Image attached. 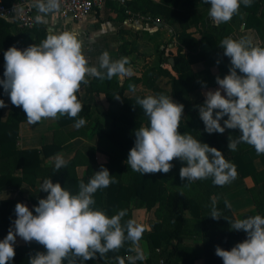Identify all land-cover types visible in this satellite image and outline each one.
Segmentation results:
<instances>
[{"label":"clouds","instance_id":"1","mask_svg":"<svg viewBox=\"0 0 264 264\" xmlns=\"http://www.w3.org/2000/svg\"><path fill=\"white\" fill-rule=\"evenodd\" d=\"M210 4L209 17L213 24L230 21L238 14L241 5L250 7L252 0H203ZM38 24H53L61 15V0H35ZM18 16L23 9L14 7ZM223 55L230 58L229 73L216 77L219 87L205 92L203 105H198L199 116L209 134H223L226 129L239 130L238 136H229L228 149L236 151L241 143L254 147L257 154H264V47L256 46L248 37L234 39L225 37L220 46ZM5 71L0 85L9 95L11 103L21 107L27 122L36 125L44 119L62 116L78 117L83 102L77 93L89 78L111 80L131 74V58L113 59L108 51L99 56L98 64H89L84 50V40L72 30L54 31L39 44L25 49L10 47L4 53ZM219 63V61H217ZM122 100L119 94L114 96ZM136 104L148 117L149 125L134 131L135 144L126 163L134 172L145 174L168 173L172 163L179 158L186 162L180 169V179L191 184L211 178L216 186L231 183L237 177V168L226 160L215 147L202 143L190 133L179 131L185 105L163 93L137 98ZM6 107L0 99V108ZM227 117V119H224ZM223 121V125L221 124ZM86 124L84 118L76 120L75 127ZM55 170L66 167L62 154L53 157ZM115 176L106 167H101L88 183L79 182L73 193L52 178L45 179L41 198L34 211L25 203L15 206L16 219L7 236L0 240V264H9L16 255L17 237L26 243L37 242L46 251L29 256V264H84L98 255L104 257L110 251H118L129 243L131 264L143 260L139 242L147 229L135 219L122 223L128 215L120 209L109 216L104 209L96 208L94 194L116 183ZM226 207L231 204L225 201ZM35 213V214H34ZM210 217L219 220L222 216L215 206ZM226 219L231 230L244 231L247 238L231 250L217 246L215 254L224 264H264V216L254 215L243 219ZM119 264L124 261L117 258Z\"/></svg>","mask_w":264,"mask_h":264},{"label":"trees","instance_id":"2","mask_svg":"<svg viewBox=\"0 0 264 264\" xmlns=\"http://www.w3.org/2000/svg\"><path fill=\"white\" fill-rule=\"evenodd\" d=\"M108 5L122 19L129 18L126 14L127 10L132 13L140 12L155 18L159 17L165 24H177L180 32L175 35L176 53L171 54L174 64L170 65L174 74L163 70L160 66H154L149 70L150 75L147 80L144 81L141 78L133 81L127 80L123 87L120 86L121 82L118 77H113L111 80L92 78L88 83V93L103 92L109 101L114 99L116 94L122 98L120 100L121 112H109L108 114L112 120L110 128L106 130L104 125L97 120L92 132L93 136H99L100 147L105 148L110 157L109 163L104 167L109 169L110 174L114 175L117 181L107 188L99 189L94 194L95 207L106 210L109 216L114 215L120 209H127L128 215L123 218L122 223L133 219L135 205L138 208L153 211L154 216L160 222L155 224L152 231H145L141 239L146 241L149 247V258L146 264H159L161 260L169 264L167 258H162L164 252L161 254L159 250L170 246H181L186 239L201 241L198 247L189 248L187 255L197 256V259H202L204 264H224L222 258L215 254L216 247L231 250L237 243L243 242L247 234L242 230H231L229 222L223 218L236 220L231 208L226 207L222 188L237 179L252 178L255 187H260V189L259 191L251 190V194L259 215L264 216V168L258 170L253 160L246 157L249 151H255L254 147L241 143L236 151H230L228 149L229 136H238L240 134L238 129H226L223 134H209L205 131V125L200 117L189 115L186 117L184 109L179 129L181 134L190 133L202 143H207L220 150L226 160L236 166V179L224 186L214 185L211 178L187 184V180L182 181L179 175L181 167L186 166V162L179 158L172 162L174 167L170 172L143 176L141 173L132 171L126 160L135 144L134 131L141 126L149 125L148 117L136 104V100L138 97L144 98L152 94L127 98L124 97V92L127 88L134 91L139 83L148 85L156 70H161L169 78L173 100L185 105L188 95L198 90L219 86L216 83V77L223 78L229 73L230 58L223 55V49L219 46L220 42L225 37L231 36L235 30L229 21L218 26L205 24L206 15L203 12L204 8L210 4L203 3V0H175L171 6L155 0H130L125 6L110 1ZM240 9L246 15L245 28L255 29L259 34H263L264 0H252L250 7L241 5ZM14 24L15 22L0 18V53H5L12 46L25 49L31 44H39L46 38V32L41 30L39 24L33 29L19 28L17 35H12L10 29ZM201 24L204 28H200ZM159 35L160 33L150 34L149 40L154 41L155 36ZM134 52L131 41H123L118 48V59L124 56L131 58ZM199 63H203L204 70L195 73L192 66ZM131 64H133L132 58ZM214 67L217 68L216 72L213 71ZM4 71L5 67L0 68V79L4 78ZM77 95L80 99L79 93ZM0 99L5 102L3 95H0ZM2 116L3 108H0V170L2 171L0 192L9 186L21 187L23 183L35 186L37 179H41L43 183L45 179L52 178L54 183L59 182L75 193L78 191L80 181L88 183L94 176L97 148L91 147L88 154L77 152L75 157L67 162L66 167L57 172L55 166H44V162L62 151V133L55 132V141L41 149H19L17 144L20 125L27 122L26 113L22 106L13 105L6 121ZM93 116L91 103H83V110L78 117L62 116L57 118V123L63 128L76 123L79 118H84L88 123ZM259 155L264 156V154ZM78 166L86 168L82 178H79L76 173ZM17 169L21 171L20 177L14 176ZM26 201L30 203L31 210L34 211L39 199L28 197ZM213 201L223 216L219 220L210 217ZM17 203L20 202L0 201V213L4 209H10L0 219V237L2 231L10 228L16 219L15 206ZM173 241L176 244H173ZM129 247L130 244L125 243L124 247L118 251H110L104 257L98 255V259L85 261L84 264L115 263L119 261L118 257L126 259L134 253L129 252ZM15 250L16 255L9 264H29L30 255L38 251H46L44 246L37 242L15 246ZM64 264H67V261H64Z\"/></svg>","mask_w":264,"mask_h":264},{"label":"crops","instance_id":"3","mask_svg":"<svg viewBox=\"0 0 264 264\" xmlns=\"http://www.w3.org/2000/svg\"><path fill=\"white\" fill-rule=\"evenodd\" d=\"M155 1L162 2L170 6L173 5L174 2V0H155ZM11 2L12 0H9V3ZM238 14L242 20L241 24H239V21L234 20V17L232 18L233 20L231 19V21H229L230 24L235 29L233 36L237 39L240 37H248L249 39H251L254 45L264 47V33L259 34L255 29H246L244 25V19L246 16L244 11L240 9V12ZM36 15H37V10L35 12V16ZM120 18L121 17L117 15V13L112 9V7L108 5L107 2L104 9L100 10L97 8L95 12L90 17L86 18L84 21L74 22L71 19L62 20L59 18L58 22L55 25L39 24L38 26H40L41 30H45L46 36L48 34L49 28L53 29L54 31H62L63 28L65 27L72 28V31L79 33L81 38L84 40V50L88 58L89 64L95 66L98 64L99 56L104 51H108L114 60L118 59L119 46L123 41H130L129 39L126 38L122 39L123 38L122 35L123 36L127 35L129 32H132V30L139 29V23L129 24L128 18H125V20L123 19L124 26L126 28L124 29L118 28L117 24L119 21L118 19ZM8 22H13V21L8 20ZM171 27L172 26H169L168 24L161 23L156 25L155 30L153 29L151 30V32L152 34L153 33L162 34L164 32L163 35L169 38L171 34L176 35L177 32L179 31L177 26L173 30L171 29ZM19 28L20 27L15 23L13 27H11L10 29L11 34L17 35ZM4 65H5L4 52H1L0 68L4 67ZM162 69L166 70L164 68ZM192 69L195 73H198L204 70V65L202 63H199L193 65ZM168 71L173 73L172 69ZM213 71L216 72L217 68L214 67ZM152 76L159 77L158 83L148 84V85L138 84L134 91H132L131 88H127L124 92V97L131 98L136 95H142L140 94V92L144 89V87L147 90H149L152 95H158L163 93L165 95L171 96L170 84H166L164 82V79L166 77L168 78V76L161 70H156V73ZM91 80L92 78L90 77L89 81ZM127 80H129V78H125V80L123 78L122 79L120 78V82H121L120 86L121 87L125 86ZM87 86L88 84L83 85L78 93L83 103L85 104L91 103L92 105V111L94 112V116L91 121H89L80 128H76L75 123H72L62 128L58 125L57 119H52V118L44 119L41 122L37 123L36 125H31L28 122L21 123L20 133L18 137V144H17L18 148L41 149L46 145L52 144L55 141V132L60 131L62 133L61 142L63 141V144H62V151L59 154H62L67 162H69L72 158H74L77 152L88 154L89 149L91 147H94L97 148V152L95 153L94 174L96 171H99L102 166L104 167L105 165H107L110 160L107 150L105 148L100 147L101 145H100L99 136L98 135L93 136L92 132L93 129L95 128V124L97 120L104 125L106 130L110 128L112 120L108 114L109 112L120 113L121 101L116 99H112L111 101H109L106 94H104L103 92L88 93ZM218 87L219 86L209 89H202L196 91L194 94L193 93L190 94L189 96L191 97L192 95L195 94H199V95L201 94L202 96L205 97V92H207L208 90H215ZM0 95H3L5 97L6 107L3 108L2 118L4 121H6V119L9 117V114L12 111L13 104L11 103L9 95L4 92L2 85H0ZM53 157L46 159L44 162V166L47 167L55 166V161ZM246 157L253 160L258 170H262L264 168V156H260L259 154L256 153V151L254 150L249 151ZM85 170L86 168L84 166H78L76 168V173L79 178H82L84 176ZM1 172L2 171L0 170V174ZM21 175H22L21 171L18 169L14 173V176L17 177H20ZM41 185H42L41 179H37L35 186H32L28 183H23L21 187H13V186L6 187L5 189H3V191L0 192V201L14 200L17 202H22L25 203L31 210L32 206L30 205V203L26 201L28 197L41 199V198H46L47 196L45 193L41 192ZM253 189L259 191L260 187H255L253 179L250 177L245 179H237L235 182L229 184L227 187L224 188L223 195L226 201L230 202L231 210L236 219H238L237 217L238 213L235 211L236 207L239 208V219L240 216H245L249 214L251 216L259 215L256 204L253 200V196L251 194V190ZM236 198L239 199V202L235 206L236 203L234 200H236ZM136 208H133V219H135L138 224H141L140 221L144 217V214L137 215L139 210L140 209L142 210V208H138V207ZM137 210L138 212H136ZM7 211H10V209H4L2 213H0V219ZM152 214L151 212L148 213V216L146 218L147 221L144 224H142L147 229H150L147 231H152L154 229L155 224L160 222L156 219L155 216L154 218H150ZM8 231L9 228L4 229L2 231L0 240H3L7 236ZM21 240L23 239L17 237V242L15 246L27 244L25 241H23V243H19ZM173 244H176V242L173 241ZM200 244L201 241L186 239L184 240L183 245L178 247L170 246L167 248L166 247L161 248L159 250V253L162 254L164 252V256L162 258H167L169 264H204L202 259H197V256L193 257L187 255V252L189 253V248H192L193 246L194 248L198 247ZM139 248L142 254L144 255V259L137 260L135 264H146L149 258V247L147 242L141 240L139 242ZM135 255L136 253L134 252L133 255H131L130 257H133ZM130 257L126 259H122L124 261V264L131 263L129 259ZM95 259H98V257H96ZM185 261L186 263H184ZM108 264H119V261Z\"/></svg>","mask_w":264,"mask_h":264},{"label":"rangeland","instance_id":"4","mask_svg":"<svg viewBox=\"0 0 264 264\" xmlns=\"http://www.w3.org/2000/svg\"><path fill=\"white\" fill-rule=\"evenodd\" d=\"M209 8H210V5H208L204 8L203 13L206 15L205 24L207 22H208V24H213V22L211 21L209 15H208ZM133 13L138 14L140 16H148V15L140 13V12H133ZM149 16H151V15H149ZM233 17H234V20L239 21V24H241L242 20H241V17L239 16V14H236ZM151 18H152L151 21L149 19L148 20H146V19L141 20L140 19L138 22L139 23V29L138 30H132V32H129L127 35H124V36L122 35L123 38L121 37L122 39H125V38L129 39L132 43V46L134 47V50H135L134 54L131 56V58L133 60V64L129 66L131 68V74L123 77L124 80H125V78H129V80L133 81L136 78H141V80L145 81L149 78V75H150L149 70L151 68H153L154 66H160L161 68H164L166 70L171 69V65H170L171 62L170 61H171V59H173L171 57V54L176 53L177 44H174V50L173 51H170L168 46H169V44H171V42H173V43L176 42L175 41V34L174 35L171 34V36H169V38H168L165 35H163L164 34V32H163L159 36H155L154 41H150L149 35L152 34L151 30H153V29L155 30L153 20L160 19L161 23L162 24L164 23L163 20L159 17L155 18V17L151 16ZM118 20L119 21H118L117 27L122 28V29L126 28L124 26L123 19L120 18ZM244 22H245V19H244ZM168 25L172 26L171 27L172 30L177 26L178 30H179L177 33L180 32L179 25H177V24H168ZM199 26H200V28H204L203 24H201ZM65 29L72 30V28H70V27L63 28V30H65ZM176 30H177V28H176ZM153 32H155V31H153ZM232 36H233V34L231 35V37ZM233 38L237 39L234 36H233ZM168 80L169 79L166 77L164 79V82L166 84H169ZM158 81H159V77L155 76L152 78V81L149 84H156V83H158ZM139 84H144V83H139ZM140 94H142V95L151 94V92L144 87V89L140 92ZM204 101H205V97L202 96L201 94L200 95L195 94V95H192L191 97L188 95L186 97V101H185V113H186L185 115H186V117L188 115L192 116V117H200L199 116V109L196 106L203 105ZM221 124L223 125L222 121H221ZM227 186L228 185L224 186L222 188V191ZM234 201L236 203L235 204V206H236L237 203L239 202V199L236 198V200H234ZM136 207L137 206L135 205L133 208H136ZM235 211L238 213L237 217L239 219V208L236 207ZM136 212H138V210ZM150 212L152 214V211H149L146 208H142V210L141 209L139 210L137 215L144 214V217L140 221L141 224H144L147 221L146 218L148 216V213H150ZM248 216H251V215L249 214V215H245V216H240V219L246 218ZM150 218H154V215L152 214L150 216ZM137 219H138V217H137ZM19 243H23V240H21Z\"/></svg>","mask_w":264,"mask_h":264},{"label":"built area","instance_id":"5","mask_svg":"<svg viewBox=\"0 0 264 264\" xmlns=\"http://www.w3.org/2000/svg\"><path fill=\"white\" fill-rule=\"evenodd\" d=\"M109 1L115 2L120 6H125L130 0H61V15L59 18L62 20L71 19L74 22L84 21L97 8L100 10L104 9L106 3ZM34 3V0H12L11 3H9V0H0V18L13 21L22 29H33L37 25ZM15 6L23 9L21 15L18 16L17 12L14 11ZM126 14L129 15V24H136L140 19H149L150 21L152 19L151 16L133 14L130 10H127ZM153 24L156 28V25L161 24V20H153ZM174 44H177V42L171 43L168 46L170 51L174 50ZM159 264H166V262L165 260H161Z\"/></svg>","mask_w":264,"mask_h":264},{"label":"water","instance_id":"6","mask_svg":"<svg viewBox=\"0 0 264 264\" xmlns=\"http://www.w3.org/2000/svg\"><path fill=\"white\" fill-rule=\"evenodd\" d=\"M170 62H171V64H174V60H173V59H171V61H170Z\"/></svg>","mask_w":264,"mask_h":264}]
</instances>
